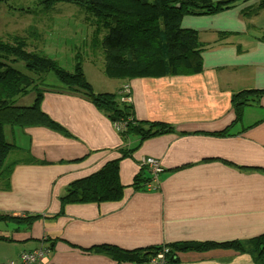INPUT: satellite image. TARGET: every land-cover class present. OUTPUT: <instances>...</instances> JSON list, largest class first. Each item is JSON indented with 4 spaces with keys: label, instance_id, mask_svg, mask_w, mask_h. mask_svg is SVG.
I'll list each match as a JSON object with an SVG mask.
<instances>
[{
    "label": "crops",
    "instance_id": "0c3cea01",
    "mask_svg": "<svg viewBox=\"0 0 264 264\" xmlns=\"http://www.w3.org/2000/svg\"><path fill=\"white\" fill-rule=\"evenodd\" d=\"M258 2L182 18L181 27L196 30L206 44L199 73L130 80L102 73L99 88L92 85L99 92L128 84L138 120L174 129L143 141L119 161L120 200L60 203L68 183L119 158L123 145L112 123L86 99L54 90L43 93L41 110L70 137L44 126L9 127L10 143L20 149L10 157L24 161L28 153L45 163L15 165L10 190H0V213L39 215L28 229L17 231L15 224L0 221V236L8 238L0 239V264L40 246L48 252L36 264H133L87 249L222 242L264 233V94L258 104L243 107L239 120L230 102L234 92L264 90V39H259L264 22L257 24L264 21V8L248 18L241 15ZM97 70L102 72L101 66ZM224 130L225 135L212 134ZM137 144L132 137L126 147ZM145 157L158 159L164 169L157 188L137 190L131 186L134 175H150L141 167ZM178 259L179 264H254L245 253L220 248L181 252Z\"/></svg>",
    "mask_w": 264,
    "mask_h": 264
},
{
    "label": "trees",
    "instance_id": "16d2710c",
    "mask_svg": "<svg viewBox=\"0 0 264 264\" xmlns=\"http://www.w3.org/2000/svg\"><path fill=\"white\" fill-rule=\"evenodd\" d=\"M33 1L42 12L61 2L76 5L82 12V21L87 25L90 48H100L102 51V73L110 79L130 80L138 77L190 75L201 72V52L206 44L199 39L196 30L181 27L182 18L215 15L247 0ZM9 2L10 0H0V4L11 10L16 9ZM263 8L264 0H259L254 8L241 11V15L248 18ZM18 9L25 10L21 7ZM247 27L249 28L248 23ZM226 34L219 32L218 36L223 38ZM259 39H264V30L261 31ZM42 41V33L35 24L24 28V34L0 35V190H10V175L15 165L45 163L34 159L28 153L24 161L11 158L10 154L20 149L5 140L4 126H44L70 137L63 127L40 108L43 93L54 90L78 95L93 104L112 123L123 142L119 149V158L108 161L90 175L68 183L64 194L59 197L61 205L118 201L123 195V185L119 180V161L129 156L143 141L172 133L174 129L167 123L138 120L134 115L128 84L114 91L97 92L85 76L79 51L74 54L72 70L68 71L39 48ZM50 75L53 76L55 85L49 84ZM126 86L128 92H125ZM30 93L33 94L30 104H16L17 97ZM263 94L264 90L256 89L232 93L230 102L235 109V119H240L244 106L258 104ZM117 124L122 128L117 129ZM230 127L231 125L228 129ZM212 134L225 135L227 131ZM132 137L138 139V144L134 149H127L126 143ZM160 166L162 172L164 168L161 163ZM141 167L148 169L147 165ZM151 182V173L146 177L143 172H139L134 175L131 186L137 190L155 189L158 187L159 178L154 188L148 187ZM38 217L39 215L0 213V221L15 224L16 231L28 229ZM0 239L8 238L0 236ZM214 248L245 253L254 264H264V233L222 242L175 241L134 249L101 244L87 250L105 254L116 262L150 264L153 258L161 254V264H179L178 254L181 252H204Z\"/></svg>",
    "mask_w": 264,
    "mask_h": 264
},
{
    "label": "rangeland",
    "instance_id": "374dc122",
    "mask_svg": "<svg viewBox=\"0 0 264 264\" xmlns=\"http://www.w3.org/2000/svg\"><path fill=\"white\" fill-rule=\"evenodd\" d=\"M9 3L16 9L11 10L6 5L0 4V35L6 33L24 34V28H27L29 24H35L43 36L39 48L43 49L50 58L56 59L60 66L68 71L72 70L74 54L79 51L82 55V66L87 80L99 88V82L101 83L102 80L100 78L104 75L97 70V67L102 64V51L100 48L96 50L90 48L87 25L82 21V12L76 5L61 2L42 12L33 0H10ZM20 7L25 10H19ZM263 22V19H259L257 24L260 26ZM257 32L260 33L259 30ZM32 43L37 44L36 42ZM51 83L56 84L52 75L49 76V84ZM101 85L103 86V84ZM32 98V93L17 97L16 104H30ZM251 110L253 108L247 110L248 114L244 119H249ZM9 127L4 126V130L6 140L10 142Z\"/></svg>",
    "mask_w": 264,
    "mask_h": 264
},
{
    "label": "built area",
    "instance_id": "2783aa9c",
    "mask_svg": "<svg viewBox=\"0 0 264 264\" xmlns=\"http://www.w3.org/2000/svg\"><path fill=\"white\" fill-rule=\"evenodd\" d=\"M125 92H128L127 86ZM115 127L117 129L122 128L120 124L115 125ZM141 164L147 165L152 177V182L148 185V187L152 188L153 186L154 188V185L158 182L159 173L161 171L159 160H156L152 157H146L141 159ZM47 252L48 249L42 246L32 250L23 251L19 253V255L16 258L8 260L7 264H36L46 256ZM161 257L162 255L159 254V256L153 258L152 264H161Z\"/></svg>",
    "mask_w": 264,
    "mask_h": 264
}]
</instances>
